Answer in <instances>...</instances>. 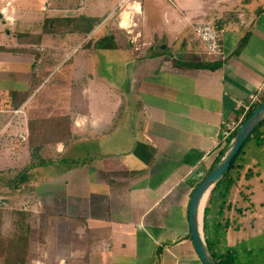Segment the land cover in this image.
<instances>
[{
	"label": "crops",
	"instance_id": "obj_1",
	"mask_svg": "<svg viewBox=\"0 0 264 264\" xmlns=\"http://www.w3.org/2000/svg\"><path fill=\"white\" fill-rule=\"evenodd\" d=\"M115 1L101 0L99 13L110 9L85 37L70 31L58 44L49 37L43 45L40 31L26 35L16 28V36L10 35V25L24 24L17 6L27 12L38 7L42 22L80 17L82 31L89 28L87 18L99 14L96 7L88 3L71 16L80 11L71 0H0L6 2L0 34L10 38L0 44V55L20 83L0 91L10 105L0 111V132L12 127L10 134L22 135L27 152L30 121L58 116L53 111L68 116L69 144L56 145L60 159L49 165L55 176L38 178V187L48 183L58 190L42 195L48 196L50 215L64 221L70 256L80 253L86 264H202L189 237V200L220 155V128L242 116L240 103L264 93V0H177L173 8L181 25L175 35L162 29L164 0L146 12L150 0ZM153 15L160 25L150 26ZM39 22L30 23L35 28ZM203 25L219 33L215 54L194 33ZM62 67L51 87L70 91L67 104H32ZM17 93L28 97L14 110ZM93 94L110 99L102 118L93 111ZM239 184L211 190L204 238L221 262L264 264V183L257 185L258 199L251 184ZM219 189L208 242L206 210Z\"/></svg>",
	"mask_w": 264,
	"mask_h": 264
},
{
	"label": "rangeland",
	"instance_id": "obj_2",
	"mask_svg": "<svg viewBox=\"0 0 264 264\" xmlns=\"http://www.w3.org/2000/svg\"><path fill=\"white\" fill-rule=\"evenodd\" d=\"M73 3V6L77 5V8L80 9L79 12L75 11L71 12V14L68 12V15L75 16L78 14H81L83 11L82 9L88 5V3L92 4V6L96 7V12L99 13L103 7V4L101 0H71ZM115 1V0H114ZM117 1V0H116ZM115 1V2H116ZM163 7H166L167 13L166 16L163 17L162 21V29L166 31V29H171V33L175 35L176 29H178V26L181 25V20H179V16L174 12L175 9L173 8V5H176L177 0H164L163 1ZM26 3H28L26 1ZM152 3L153 8L156 7L157 3H160L159 0H150L148 3H145L143 5L145 12L146 10L152 9ZM6 2L0 3V8L5 7ZM162 5V4H161ZM159 5V7H161ZM16 6V4L14 5ZM83 7V8H82ZM108 10L110 9L109 6ZM163 10L165 8H162ZM18 10V18L19 20H22L24 24H20V28L14 24L10 25V35H14L16 33V30L18 29V32L21 34L25 32L24 34H28V31H35L39 32L41 35V41L40 43H43V45L47 44V41L51 39L56 40L55 43H59L60 38H62V35L68 34L71 31L75 30H81L82 27L85 25H82L83 22H81L80 17H64L56 19L54 17H50L48 24L42 22L43 16L41 15V10L36 7L34 12L30 11L27 12L26 10L20 9L17 6ZM23 10V11H22ZM107 10V11H108ZM77 11V10H76ZM107 11H104V13H99L98 15L94 16L93 18H87V24L88 27H94L98 24L99 20H101ZM50 13H47V18L50 16ZM53 15V14H52ZM56 17V16H55ZM117 14L114 15V19H116ZM21 18V19H20ZM139 18V17H138ZM35 21H40V24H36L35 28L31 25L30 22L34 23ZM42 22V23H41ZM97 23V24H96ZM140 26L142 24H139ZM144 25V21H143ZM155 25H160L158 22V19L155 15L152 16V19L150 21V26L155 27ZM6 27V25H5ZM0 23V30H4V28ZM53 30L52 32L50 29ZM142 27V26H141ZM8 28V26H7ZM17 28V29H16ZM102 29V28H100ZM98 29L95 34H98L100 31ZM143 31H145L142 28ZM22 31V32H21ZM19 35V34H18ZM57 35L58 37H56ZM16 36V34H15ZM10 40V38H7L4 33L0 34V44L6 43V41ZM171 48V47H170ZM46 48H44L45 50ZM48 53V52H47ZM44 53L42 52L41 55ZM60 56H63L61 54ZM0 55V91H4V89H13L14 87L18 89L20 83L13 74L11 73V69H9L5 63L3 62V59H1ZM68 65H66L67 67ZM65 67V68H66ZM64 67L60 69V71L56 72L55 75L53 74L52 77L49 78L48 82L41 88L39 92L36 93L35 97L33 98L32 104H47L50 102L58 103L59 105H65L67 104L66 100L69 99L68 94L70 91L68 90L66 93V87L62 85L60 88L57 89L52 88L51 84L52 82L61 79L62 77V71ZM64 72V71H63ZM67 78V77H66ZM69 81V80H68ZM46 82V81H45ZM44 82V83H45ZM68 83L70 82H67ZM61 85V84H59ZM66 85V86H67ZM72 92L75 94L76 89L78 87L76 85L71 86ZM68 89V88H67ZM97 90V89H96ZM93 93H100L99 90L97 92ZM35 94V92H34ZM18 95V93H17ZM19 96V95H18ZM75 96V95H74ZM92 103H93V111L95 115L99 117L105 116V111L111 109V103L110 99H106L104 96L94 94L92 95ZM10 106L9 104H6L4 102V94L0 95V111L5 110V106ZM56 109V108H54ZM11 111V110H10ZM14 112V111H13ZM13 112H9L12 116H17ZM19 113V111H18ZM55 115H58L54 117V121H57L59 117H68L65 114H56L57 112L53 111ZM67 120V119H66ZM2 128V127H0ZM10 131L12 132V127L7 128L3 133L0 132V173H12V176H16L18 172H20L22 169L27 167L30 163L35 162L37 163L40 160H45L47 162H53L56 163L60 159V155H55L56 145L55 146H45L42 150L35 151L33 147H27V152H24V142L22 135H14V133L10 134ZM69 143H63L61 145H67ZM79 147V146H78ZM81 147V145H80ZM42 168V169H41ZM39 167L36 168L40 171L39 175L34 174V170L30 172L29 179L27 184L24 186V189H20L19 192H15L13 195H0V211L1 212H10L13 210H20L24 212H28L30 214V218L28 220V223L30 225V232H29V259L27 264H82L80 262L81 254H73L70 256L69 252H67L66 243L67 239L65 237L64 233V225L61 221L60 223H57L55 220V216L50 215V205L48 203V196L45 197L42 194L43 193H54L58 190L55 189L54 186L49 185L48 183H45V185L38 187L43 184V181L39 179H45L49 180L51 177H54L55 175H52L49 173V171H53V169H50L51 167ZM46 171V172H45ZM229 175L227 178L220 179L218 182V188L221 186H225V184L228 183V179L231 182L234 183H241L239 185H243L246 182L252 185V188L255 192V197L257 198V195L260 197V194L257 190V185L259 183H264V123L261 124L260 127L250 136V138L247 140V142L243 145L241 152H239L238 157L236 158L234 165L231 169L228 171ZM1 176H4V174H1ZM39 178V179H38ZM219 193L220 189L216 190L213 193L212 201L207 207L206 210V237L208 242L210 241V232L208 229V220L209 215L211 211L213 210V206L215 205V202L219 201ZM42 216H46L45 218H42ZM208 224V225H207ZM40 226L43 229H40ZM55 227H59L55 229ZM71 244L74 247H78L80 245L79 241L73 240ZM259 246V244H258ZM213 251V249H211ZM216 255V254H214ZM72 258V259H71Z\"/></svg>",
	"mask_w": 264,
	"mask_h": 264
},
{
	"label": "trees",
	"instance_id": "obj_3",
	"mask_svg": "<svg viewBox=\"0 0 264 264\" xmlns=\"http://www.w3.org/2000/svg\"><path fill=\"white\" fill-rule=\"evenodd\" d=\"M48 21L49 20H46L45 23L48 24ZM91 29L92 27H89L88 29H85L83 31L75 30L71 33L77 32L83 37H85ZM17 96L15 95V97H13L12 107L14 110L19 109L24 100L28 97L27 94H24L19 97ZM260 101H264V93L261 94ZM256 107L250 110L245 115L244 119H246ZM52 119L54 118L30 121L28 125L29 133L27 137V145L29 147H33L35 151H38L42 150L45 146L48 145L55 146L58 143H67L70 138V128L68 124L69 122L63 117H59L57 121H54ZM220 153L221 150L218 151L217 154L219 155ZM238 155L236 156V158L238 157ZM236 158L234 159L230 169L233 167ZM53 164V162H47L45 160H40L37 163L32 162L27 167L18 172L15 177L12 176L13 174L9 172L0 173V195L10 196L13 195L15 192H19L20 189H24V186L27 184L30 172L32 170L39 167H47ZM228 171L223 175L221 179L225 180L227 178V176L229 175ZM1 174H4V176H1ZM228 183H230L229 179ZM217 185L218 183L215 185L212 191H214ZM29 218L30 214L28 212L20 210H13L10 212L0 211V264H27L29 259L28 256L30 248V225L28 223ZM42 218L46 219V216H42ZM40 229L43 228L40 226ZM85 241L86 243H89L93 240L87 239ZM213 257L217 264L230 263V260L228 259L221 262V257H215L214 255ZM80 262L82 264H86L87 257L82 256Z\"/></svg>",
	"mask_w": 264,
	"mask_h": 264
},
{
	"label": "water",
	"instance_id": "obj_4",
	"mask_svg": "<svg viewBox=\"0 0 264 264\" xmlns=\"http://www.w3.org/2000/svg\"><path fill=\"white\" fill-rule=\"evenodd\" d=\"M262 123H264V101L241 122L212 168L191 193L187 210L189 237L202 264H217L203 234L205 202L214 186L230 169L243 145Z\"/></svg>",
	"mask_w": 264,
	"mask_h": 264
},
{
	"label": "built area",
	"instance_id": "obj_5",
	"mask_svg": "<svg viewBox=\"0 0 264 264\" xmlns=\"http://www.w3.org/2000/svg\"><path fill=\"white\" fill-rule=\"evenodd\" d=\"M194 33L199 40L205 44L206 49L209 53H217L219 49V33L218 31L210 25L195 26ZM261 103L258 95L251 96L247 104L240 103V108H242V116L237 121H232L225 123L222 128H220L219 140L217 141L218 151L226 147L227 143L231 139L232 135L236 129L240 126L241 122L244 120L245 115L252 110L254 107ZM14 114H18V111H14ZM24 141V138H23Z\"/></svg>",
	"mask_w": 264,
	"mask_h": 264
}]
</instances>
